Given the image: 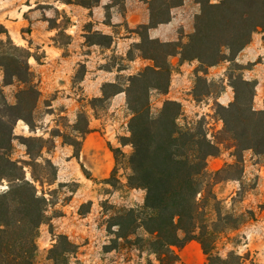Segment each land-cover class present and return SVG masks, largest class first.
Returning a JSON list of instances; mask_svg holds the SVG:
<instances>
[{"label": "rangeland", "instance_id": "rangeland-1", "mask_svg": "<svg viewBox=\"0 0 264 264\" xmlns=\"http://www.w3.org/2000/svg\"><path fill=\"white\" fill-rule=\"evenodd\" d=\"M194 1L198 3L197 0ZM221 1L210 0L212 4ZM181 2L159 0L152 8L155 20L166 19L170 8ZM40 7L51 8L47 5ZM200 12L201 5L193 19L194 30L195 18ZM5 31L15 46L29 50L38 59L36 62H41L43 52L34 45L30 47L25 42L13 40L0 20V42L7 40ZM29 31V27L22 29V32ZM137 32L144 37V41L138 46L143 56L157 54L162 57L172 50L150 44L146 40L147 31L140 27ZM256 39L264 42L262 30L252 35L251 42ZM93 40L106 42L100 36H95ZM60 41L66 43L67 38L60 35ZM187 41L188 38L185 43ZM6 48L10 49V45L7 44ZM133 53L134 50L129 56H133ZM224 53L229 56L227 50ZM239 55L240 53L233 62L222 60L209 67L200 66L197 60L180 62V58L179 64H173L171 56L168 57L170 84L165 93L157 90L150 92L151 116L158 117L167 100L177 101L182 107L179 125L190 123L193 127H198L197 122H201L203 131L211 141H222L224 123L217 105L227 107L234 101L233 83L243 91L237 83L240 76L245 80H253L247 78V70L254 64L246 62ZM33 56L28 63L41 96L32 117L33 131L23 120L15 125L12 158L24 166L26 176L31 180V168L27 165L30 158L24 139L39 137L48 141L43 149V157L50 159L57 168L54 184L42 187L36 183L39 192L51 191V195L47 194L51 202L48 207L49 221L41 225L36 239L38 252L34 263L55 264L49 259V251L56 244L57 236L65 235L76 245L75 252L66 261L60 260L56 264H159L156 256L143 248L142 242L137 241V238L144 240L150 237L143 230L139 229L127 241L116 235L118 226L115 223L120 211L142 206L146 195L142 189L130 188L127 180L130 174L127 159L133 152L129 129L133 115L128 108L126 94L123 92L119 97L115 91L118 88L125 89L129 77L126 74L103 75L101 91L87 93L80 85L86 71L81 64L72 67L73 73L62 80L60 86L53 88L41 84L43 75L35 70L37 65L31 59ZM256 60L264 63V57ZM186 62L188 66L183 70L180 64ZM100 65L106 71L111 68L123 69L130 63L121 59L119 54H114L107 60H102ZM152 65L150 60L147 66ZM199 78L207 81V84L203 80L199 81ZM3 79L4 74L0 69V88L8 103L15 104L19 84L14 82L4 86ZM108 83L114 86H107ZM227 90L232 95V100L224 105L218 99ZM263 92L264 88L257 89L256 86L253 98V108L256 111L264 110V104L256 101V96L261 97ZM86 126L90 132L82 135L79 131H83ZM74 140L81 144L78 158L74 156V147L68 144ZM84 142L98 147L89 146L83 151ZM111 147L119 148L124 156L119 155L117 161ZM219 147V154L207 159V169L212 175L210 183L206 191L197 196L202 211L201 220L207 228L205 231H208L207 242L213 248L212 254L224 260L225 264H264V155L243 150L240 152L241 162L237 163L236 151L230 140H223ZM115 170L114 179H111ZM35 171L41 173V168L35 167ZM6 189L7 182L4 181L0 184V192ZM126 227V232L130 231V227ZM63 249H66L65 245L60 246V250ZM178 253L181 259L178 264L207 262L206 255L196 241L189 242Z\"/></svg>", "mask_w": 264, "mask_h": 264}, {"label": "trees", "instance_id": "trees-1", "mask_svg": "<svg viewBox=\"0 0 264 264\" xmlns=\"http://www.w3.org/2000/svg\"><path fill=\"white\" fill-rule=\"evenodd\" d=\"M197 2L201 5V12L195 18V30L188 41L184 44L161 43L146 37L150 44L172 50L162 57L145 55L153 65L130 76L125 89L115 91L116 94H126L133 115L129 123L133 152L127 159L128 185L146 192L142 206L120 211L115 223L118 226L116 235L127 241L139 229L143 230L150 237L137 238V241L156 256L159 264H178L181 261L178 250L191 241L200 244L207 257L205 264H225L212 254L197 200L212 178L207 159L219 154V144L223 140L231 141L237 163L241 162L240 152L243 150L264 155V110L253 108L256 80H245L240 76L237 83L243 91L233 83L234 101L227 107L217 105L224 123L222 141L217 143L208 138L201 122H197L198 127L190 123L179 125L182 107L177 101L167 100L156 118L150 114V92L165 93L170 84L168 57L179 55L180 62L197 60L202 67L217 65L222 60L233 62L251 42L255 32H264V0H222L218 4H212L210 0ZM163 20H155L152 14L151 26ZM140 29L147 31L148 26ZM5 33L6 42H0L3 84L8 86L16 82L19 89L16 103L10 104L0 88V184L7 182V189L0 192V264H35L36 239L41 225L49 221L51 202L48 197L51 191L39 192L36 183L42 187L54 184L57 168L50 159L43 157L48 141L39 137L24 139L30 158L27 165L31 168V180L27 178L24 166L12 158L15 125L23 120L33 131L32 117L41 93L28 63L32 53L15 46ZM7 44L10 49L6 48ZM225 50L229 56L225 55ZM202 80L199 78L206 85L207 81ZM106 85L114 86L112 83ZM195 97L198 100L197 95ZM89 130L86 126L79 132L86 135ZM68 144L74 147V156L78 158L80 142L74 140ZM111 151L117 161L119 155L124 156L119 148L111 147ZM35 167H40L41 173H37ZM115 173L116 170L111 179ZM127 225L130 227L128 232ZM64 245L66 249L60 250ZM75 248L67 236L58 235L56 244L49 251V259L55 264L66 261Z\"/></svg>", "mask_w": 264, "mask_h": 264}, {"label": "crops", "instance_id": "crops-1", "mask_svg": "<svg viewBox=\"0 0 264 264\" xmlns=\"http://www.w3.org/2000/svg\"><path fill=\"white\" fill-rule=\"evenodd\" d=\"M157 2L159 0H0V20L13 40L25 42L30 47L34 45L43 52L41 62H36L38 59L35 56L31 58L37 65L35 70L43 75L41 84L53 88L60 86L62 80L73 73L72 67L82 64L86 71L80 85L85 92L96 93L101 91L103 75L126 74L130 77L150 64V60L138 48L144 38L137 32L139 27L148 26V38L161 43L184 44L193 33V19L200 9L198 3L182 0L170 8L165 20L151 26L152 8ZM62 20L64 23H61ZM25 27H29L30 31L22 32ZM60 35L67 38L66 43H61ZM95 36L106 39V42L93 40ZM132 50L135 53L130 57ZM114 54H119L130 65L104 71L100 62ZM239 57L254 64L247 70V78L256 80L257 89H263L264 63L256 59L264 57V42L253 40L240 52ZM171 58L173 64H179V55ZM185 66H188L187 62L180 64L183 70ZM218 100L227 105L232 95L227 90ZM256 101L264 104V92L261 97L256 96ZM89 146L84 142L83 151Z\"/></svg>", "mask_w": 264, "mask_h": 264}]
</instances>
